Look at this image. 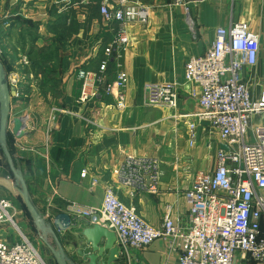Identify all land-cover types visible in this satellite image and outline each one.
<instances>
[{
	"label": "crops",
	"instance_id": "1",
	"mask_svg": "<svg viewBox=\"0 0 264 264\" xmlns=\"http://www.w3.org/2000/svg\"><path fill=\"white\" fill-rule=\"evenodd\" d=\"M102 1L109 6L117 2L0 0V62L6 75L20 74V94L10 102L9 119L22 117L24 124L20 138L11 133L12 124L8 126L6 142L0 145V177L18 189L21 176L38 214L35 221L17 193L0 187V198L10 201L8 214L14 222L0 224V242L12 244L27 236L45 264H58L52 250L59 247L67 264H87L77 253L83 239L79 233L92 224L81 209L99 206L107 185L153 227L161 226L167 207L176 225H189L185 192L196 171L215 168L222 145L206 121L192 117L200 110L199 89L184 80V65L189 57L206 51L217 27L245 22L258 36L256 65L244 68L242 77L254 95L264 87V0H183L187 11L176 0H128L149 6L150 16L144 26H126L129 42L120 59L128 76L126 108L116 109L113 98L102 94L77 103V70H98L103 49L119 27L102 20ZM67 8L75 10L80 28L63 39L52 25L56 12ZM187 17L193 20L192 30ZM115 71L109 62L104 80L112 81ZM157 81L176 85L175 110L145 103L144 85ZM174 114L188 115L195 123L193 145L186 138L185 120ZM252 123L264 125V115ZM127 154L158 158L161 176L155 194L115 183V170ZM64 219L71 224L62 228ZM180 253L171 249L170 239L158 238L143 249L120 252L112 264H176Z\"/></svg>",
	"mask_w": 264,
	"mask_h": 264
},
{
	"label": "built area",
	"instance_id": "2",
	"mask_svg": "<svg viewBox=\"0 0 264 264\" xmlns=\"http://www.w3.org/2000/svg\"><path fill=\"white\" fill-rule=\"evenodd\" d=\"M187 11L183 0H176ZM105 23L116 22L113 38L104 47L105 58L96 72L79 68L80 90L76 102H85L100 94L113 98L118 110L126 108L128 76L121 69L120 59L128 47L127 25H146L150 7L145 4L117 0L109 6L99 4ZM192 30L193 20L187 17ZM259 50L258 36L245 22L230 23L215 29L209 48L198 56H191L184 65V80L199 89V112L192 117L206 121L217 133L219 147L212 171H196L185 198L189 203V225L180 227L167 207L160 227L149 225L133 206L125 205L112 185L104 188L99 206L81 209L90 216L91 224H98L116 236L120 252L139 250L158 238L170 239L171 249L180 250L176 264H264V125L252 120L264 115V87L254 95L242 77L244 68L256 65ZM2 45L0 42V58ZM109 62L115 65L114 79L106 82L104 73ZM24 65L28 64L25 57ZM8 86L19 97L20 74L7 75ZM145 103L175 110L177 88L173 82H149L144 85ZM185 120L188 144L195 141V123ZM54 119V118H53ZM86 170L81 171L85 177ZM161 176L160 161L149 155L127 154L115 170V183L134 192H157ZM91 183L97 184L93 179ZM10 201L0 198V224L14 225L8 214ZM71 224L61 220L62 228ZM0 264H45L36 246L27 236L12 244L0 242Z\"/></svg>",
	"mask_w": 264,
	"mask_h": 264
},
{
	"label": "water",
	"instance_id": "3",
	"mask_svg": "<svg viewBox=\"0 0 264 264\" xmlns=\"http://www.w3.org/2000/svg\"><path fill=\"white\" fill-rule=\"evenodd\" d=\"M14 97L15 92L8 86L7 75L0 62V145H4L6 142L9 124H12L11 133L16 138H20L24 133L22 117L9 119L10 102ZM221 148H225V146H221ZM19 183L20 188L17 189L11 180L0 177V187L12 195L17 193L32 218L38 221V214L28 199L26 186L21 176H19ZM79 234L83 239L80 241L77 253L82 254V259L87 260V264H112L118 260L119 251L115 244V234L112 231L98 224H92V226L82 229ZM82 248L85 254L82 253ZM85 249L88 251L87 253ZM52 251L58 264H67L60 247L57 251Z\"/></svg>",
	"mask_w": 264,
	"mask_h": 264
},
{
	"label": "trees",
	"instance_id": "4",
	"mask_svg": "<svg viewBox=\"0 0 264 264\" xmlns=\"http://www.w3.org/2000/svg\"><path fill=\"white\" fill-rule=\"evenodd\" d=\"M79 28V23L76 19V12L74 9L67 8L65 12H56V18L52 25V30L60 34L63 39H66L70 35L78 32Z\"/></svg>",
	"mask_w": 264,
	"mask_h": 264
},
{
	"label": "rangeland",
	"instance_id": "5",
	"mask_svg": "<svg viewBox=\"0 0 264 264\" xmlns=\"http://www.w3.org/2000/svg\"><path fill=\"white\" fill-rule=\"evenodd\" d=\"M31 239V238H30ZM32 240V239H31ZM33 243V240L31 241ZM34 245L36 246V244L34 243ZM37 248V247H36Z\"/></svg>",
	"mask_w": 264,
	"mask_h": 264
},
{
	"label": "bare ground",
	"instance_id": "6",
	"mask_svg": "<svg viewBox=\"0 0 264 264\" xmlns=\"http://www.w3.org/2000/svg\"><path fill=\"white\" fill-rule=\"evenodd\" d=\"M208 48H209V47H208ZM208 48H207V49H208ZM207 49H206V50H207ZM115 237H116V236H115ZM115 244H116V240H115Z\"/></svg>",
	"mask_w": 264,
	"mask_h": 264
}]
</instances>
